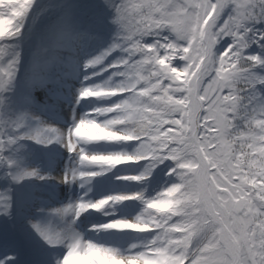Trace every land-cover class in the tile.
<instances>
[{
    "label": "snow or ice",
    "instance_id": "obj_1",
    "mask_svg": "<svg viewBox=\"0 0 264 264\" xmlns=\"http://www.w3.org/2000/svg\"><path fill=\"white\" fill-rule=\"evenodd\" d=\"M115 13L127 57L110 67L122 68L118 74L124 79L114 87L83 88L78 99H115L81 117L65 137L69 153L78 152L82 165L101 171L71 178L147 161L141 174L117 177L139 183L157 164L170 161L172 182L149 199L132 192L76 203L79 217L140 200L143 209L134 220L113 219L93 229L151 238L122 254L114 247L82 244L77 234L59 264H264V108L241 111L254 87L246 73L264 66V31L253 28L264 23V0H121ZM224 39L231 43L217 53ZM251 42L261 54H245ZM9 69L0 68V75L10 78ZM31 138L41 142L39 133ZM80 142L137 147L134 154H89L78 148ZM40 234L50 244L59 242Z\"/></svg>",
    "mask_w": 264,
    "mask_h": 264
},
{
    "label": "rangeland",
    "instance_id": "obj_2",
    "mask_svg": "<svg viewBox=\"0 0 264 264\" xmlns=\"http://www.w3.org/2000/svg\"><path fill=\"white\" fill-rule=\"evenodd\" d=\"M46 5H48V9L44 15L39 19L33 17L31 20L30 29L33 34L31 40L35 42L41 39L36 33L37 28L34 27L45 20L51 21L53 19V23L44 25L43 30L46 31L48 28L49 32L55 34L52 32V28L58 20L56 17H60V22H63L62 31L60 29V41L55 42L49 52L44 50L49 46L47 43L43 46L35 44V51L31 55H28L27 52L20 67V69L28 70L30 76L24 77L20 69H15L10 78H7L6 81L4 79V86H0V112L3 101L6 100L2 96L5 93L6 95L12 94L11 99L15 100L12 107L16 110L14 114L9 112L7 128L2 126V130L0 126V135L4 134L7 137L5 142L0 140V233L5 229L4 223L10 218L11 207H15L16 211L21 212L14 216L15 235L18 231L24 237L21 241L17 237L14 244L15 250H19L18 246L20 247L22 244L27 255L36 256V259L42 262L50 261L42 257L48 254L43 249L44 245H39L36 242L41 234H38L39 232L31 227L38 221V219H34L39 215L37 211H41L40 213L46 214L49 218L47 222L53 230L59 231L65 228L68 233L62 245L60 242L51 244L55 247L52 248L55 250L53 258L55 257L56 264H59L69 240L74 236L71 235V231L74 229L67 223L70 222L69 216H75L74 207L76 203L81 201L94 202L108 195L132 192L142 193L143 199L152 198V193L155 196L169 186V184L164 185L163 183L170 165L168 161L157 164L151 170L148 178L139 183L120 180L117 177L141 174L148 163L147 161L121 165L92 178L83 180L71 178L74 173L80 171H101V169L95 166L82 165L78 159V152L69 153L67 151L65 144L67 132L81 117L90 113L94 108L107 106L115 99H78L79 93L85 87L97 85L114 87L120 84L124 77L118 73L123 69L113 68L110 65L118 64L127 57V53L123 51L119 28L108 30L101 18L91 19L87 23L81 19L73 20L74 16L70 14L72 7L68 8L66 12H58L53 9L56 6L55 2H49ZM102 40H106L107 44H102ZM4 41H6V37L3 38V43H5ZM51 41H55V39ZM74 41L76 45L73 44ZM114 45L120 46L113 47ZM2 51L8 54L7 49L2 48ZM257 54H261V52ZM97 57H102L99 64L86 67L90 61ZM8 63H13V58H8ZM76 63L79 64V68L77 67L78 71L74 72ZM60 69L74 72L70 76L71 79L67 88L71 94L65 101L61 99L59 78H55ZM56 70L57 73H55ZM62 76L61 79H69L66 74ZM246 78L254 84V87L249 93V98L242 101L246 108L241 109V111L251 112L253 108H264V84L259 83L260 80H264V66L252 68ZM7 84L9 89L5 88ZM57 109H61L62 117L58 114ZM96 118L98 120L104 119V117ZM49 129L55 131H49ZM38 133L41 142L31 138ZM5 147L6 157L3 153ZM136 147L135 143L80 142L78 145L79 149H83L89 154L108 152L134 154ZM26 173H34V175H26ZM53 174H59L58 184L55 183ZM66 175L70 178L64 182L63 177ZM82 196L83 198L80 199ZM124 202L129 205V208L126 211H121L118 207ZM124 202L109 205V209H105L106 206L101 211H95V213L99 212L100 215L95 216L94 213L90 219L86 218L89 216L88 214L92 213V210L82 213L81 221L75 224L77 234H82L84 238L104 246L114 247L125 254L139 250L140 246L151 238V234L103 230L93 234L82 232L83 229L89 228L86 227L89 223L100 225L113 219L134 220L143 209L142 202L140 200ZM44 205L47 207L41 210ZM69 207L73 211L66 213L58 211ZM25 214H30V216ZM57 218L62 219L64 225L58 223L55 220ZM55 237L57 239L56 235ZM44 241L47 243L45 239ZM134 244L137 245L136 249L131 247Z\"/></svg>",
    "mask_w": 264,
    "mask_h": 264
},
{
    "label": "trees",
    "instance_id": "obj_3",
    "mask_svg": "<svg viewBox=\"0 0 264 264\" xmlns=\"http://www.w3.org/2000/svg\"><path fill=\"white\" fill-rule=\"evenodd\" d=\"M49 2L56 3V6L53 9L57 10L58 12H66L68 8L72 7L70 9L72 10L70 14L74 16L73 20L81 19L87 23L91 19L95 20L97 18H102L105 24L109 26V29L119 28V26L114 23V19L116 14V6L121 2V0H98L97 2L95 0H33L31 8L27 12L20 25V31L17 33L18 36L6 37V41H4L5 43H3V38H0V68L9 69V65H11L9 71L12 74L15 69H20L21 63L26 58L27 52L28 55H31L35 51V44L45 45V43H51V40H58L60 38V29L62 30L61 25L63 24V22H60V17H56V19L58 20L55 22L52 28V32H54L55 34L49 32L48 28L46 29V31L43 30L44 25L53 23V19L51 21L45 20L44 22L41 21L42 23H39V25L34 27L37 28L36 33L42 36L43 40L35 42L31 40L33 35L32 30L30 29L31 20L33 17H36L37 19L42 17L46 9H48V5L46 4ZM253 28L255 31H264V23H256L253 25ZM146 39L150 41V38ZM229 43H231V40L229 39L221 40L216 45L217 53L223 51ZM260 43L264 44V41H261ZM2 48L7 49L8 54H5L2 51ZM258 52H261V48L258 47V44L256 42H251L249 47L245 49L246 55L257 54ZM8 58H13V63H8ZM251 69L252 68H250L249 70ZM20 71L24 74V77L30 74L28 70L20 69ZM247 76L248 73H246V77ZM4 79L6 81V78L3 75H0V85L2 86H4ZM5 88L9 89V85L7 84V87ZM2 91L4 92V90ZM2 96L5 97L6 100L3 101L4 103L0 112V119H2V125L7 128V119H9V112H13V114L16 112L15 108L12 107V105H14L13 101L15 100L11 99L12 94L6 95L5 93V95Z\"/></svg>",
    "mask_w": 264,
    "mask_h": 264
},
{
    "label": "bare ground",
    "instance_id": "obj_4",
    "mask_svg": "<svg viewBox=\"0 0 264 264\" xmlns=\"http://www.w3.org/2000/svg\"><path fill=\"white\" fill-rule=\"evenodd\" d=\"M101 43L106 45L107 44V41L106 40H102ZM73 44L76 45L75 41L73 42ZM77 63L74 65V72L78 71L77 67L79 68V64H77ZM61 71H64V70H61L60 69V71L58 70V73H57V70L55 71V73H57V77H55V78H59V89L61 90V94H60L61 95V99L65 101V99L69 96V94H71V92L67 89L71 77H70V73H69V76H68L69 79H66V78L65 79H61V76H62ZM74 72H72V74H74ZM60 110L61 109H57V112L59 111L58 114L61 116ZM54 162H56V160H54ZM168 171H169V169H167L166 174H165V177H164V179H165L164 180V183H163L164 185L165 184L166 185L167 184H170L172 182L171 181L172 178L167 175ZM53 178L55 180V183L58 184L57 181L60 180L59 174L58 175L53 174ZM3 182H5V181H3ZM151 196L154 197V193H152ZM45 207H47V205H44V207H42L41 210H44ZM118 208L121 211H126L129 208V205L124 202L121 205H119ZM37 212L39 213V215H38V217H36L34 219H38V221L35 223V226L36 227H34V229L37 231V228H38L39 229V231H38L39 233L38 234H40L41 232H46V233H48L54 239H56V237H55V235H56L57 236V240L61 243L60 245H62L64 243L63 240H64V238L67 235L66 229L64 228V229H61L59 231L53 230L51 228V226L48 225L47 220H49V218L47 217V215L46 214L44 215V213L43 214L40 213L41 211H37ZM25 215L30 216V214L29 215L28 214H25ZM97 215H100V214H97ZM55 220L58 223L64 225V222L62 221V219H58L57 218ZM80 220H81L80 217H76L75 218V221L76 222H79ZM72 221L74 223V219H72L70 222H72ZM11 224L12 223H9L7 225V228H5L0 233L1 234L0 235V254H4L3 257H0V261H3V264H31L32 261L31 260H27V257H31V256L30 255L29 256H26L25 249L23 250L21 248V250H17V251L15 250V246L13 245L14 242L12 240V238H13L12 235L13 234H10L9 233L10 229L12 228ZM67 224H70V223H67ZM93 225H95V224H93ZM93 225L90 226L89 228H87L86 230H84L83 233H86V234L96 233L97 231L93 229ZM31 227H33V226H31ZM13 232H14V230H13ZM75 234H76V231L75 230H72L71 231V235H75ZM36 240H37L36 242L39 245H41V244L44 245V248L43 249H45L46 252L48 253V254H46V256H42L43 258L50 260V261H47L46 264H56L55 263V257L53 258V255H54V251L55 250L52 249V248H55V247L51 246V244L48 243V242L46 243L44 241V238L41 237V236L39 237V239H36ZM36 242H34V244H36ZM18 255L20 256V258L17 260ZM35 258H36V256H33V259L35 261H38V259H35ZM57 262H59V261H57ZM43 263H45V262L39 261L36 264H43Z\"/></svg>",
    "mask_w": 264,
    "mask_h": 264
},
{
    "label": "clouds",
    "instance_id": "obj_5",
    "mask_svg": "<svg viewBox=\"0 0 264 264\" xmlns=\"http://www.w3.org/2000/svg\"><path fill=\"white\" fill-rule=\"evenodd\" d=\"M32 4H33V0H4L3 5L0 6V14H2L0 15V38L8 37L10 33L13 32L18 33L20 31V25L24 17L26 16L27 12L31 8ZM25 6L28 7L27 12H24L23 10ZM79 239L81 240L82 244H86V243L99 244L97 242L84 238L82 234L79 235ZM72 243H74L73 238L69 240L66 247V251L60 261H63L64 256L68 254V252L70 251L68 245ZM67 264H74V262L69 260Z\"/></svg>",
    "mask_w": 264,
    "mask_h": 264
}]
</instances>
